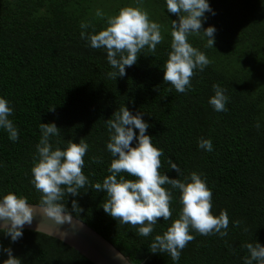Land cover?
I'll return each mask as SVG.
<instances>
[{
  "label": "trees",
  "instance_id": "trees-1",
  "mask_svg": "<svg viewBox=\"0 0 264 264\" xmlns=\"http://www.w3.org/2000/svg\"><path fill=\"white\" fill-rule=\"evenodd\" d=\"M138 3L152 21L161 24L163 41L155 53L142 50L137 63L126 66L124 77L110 79L107 74L116 70L108 63L106 49H94L89 40L81 39L80 24L90 23L92 27L84 31L96 34L107 27V17ZM208 3L215 15L206 12L203 27L216 28L214 47H206L202 34L190 35L188 40L211 63L203 71L194 70L192 87L178 93L163 80L172 20L179 21L168 12L166 0H0V98L13 109L9 119L19 133L13 142L0 128V199L12 192L39 206L41 193L31 183V169L38 162L41 123L54 122L61 129L58 137L50 139L53 149L63 150L67 140L79 143L84 138L89 149L82 171L91 184L102 183L111 174L113 159L107 150L105 121L126 106L133 114L143 113L150 125L146 134L163 150L161 174L182 182L192 172L202 174L213 194L212 214L227 210L228 234L203 236L192 230L195 238L178 261L167 253L152 254L154 237L162 235L182 210L180 190L170 185L163 187L172 192V217L159 218L147 237L138 235L139 226L122 224L106 214L101 207L106 193L88 186L79 196L65 197L69 210L73 199L84 209L72 213L73 218L131 264H244L249 255L244 244L264 246V0ZM97 10L104 18L96 16ZM214 84L226 89V111L217 112L209 104ZM52 108L55 111H49ZM201 138L211 139L212 151L198 147ZM92 157L102 162L93 163ZM169 159L179 166V176L170 169ZM237 220L239 226L234 224ZM0 245L10 247L22 264H90L29 230H23L16 242L0 232ZM7 258L0 253V264Z\"/></svg>",
  "mask_w": 264,
  "mask_h": 264
},
{
  "label": "clouds",
  "instance_id": "clouds-1",
  "mask_svg": "<svg viewBox=\"0 0 264 264\" xmlns=\"http://www.w3.org/2000/svg\"><path fill=\"white\" fill-rule=\"evenodd\" d=\"M166 4L168 12L177 15L179 21L172 20L171 51L164 65L163 80L174 86L178 93H185L192 87L194 70L203 71L211 63L203 52L189 43L188 37L202 34L201 38H207L206 47H214L216 28H204L203 21L207 19L206 12L212 15L215 12L208 0H166ZM96 16L104 18L100 10H97ZM106 22L107 27L96 34L84 31L92 25L81 22L80 36L81 39L89 40L92 48L106 49L108 63L116 70L107 74L110 79L124 77L126 66L135 65L142 50L147 48L148 53H155L157 45L163 41L161 24L152 21L139 3L137 6L122 7L118 14L107 17ZM213 90L215 95L209 99V104L217 112L226 111L229 100L226 89L214 84ZM49 111H55V108ZM12 112L9 102L0 98V128L5 129L9 139L16 142L19 133L9 119ZM142 116L140 111L133 114L128 107L121 106L105 121L109 133L107 150L113 157L108 169L111 174L102 183L95 184H91L82 171L84 157L89 149L84 138L79 143L67 140L63 150L59 146L53 149L50 139L58 137L61 129L54 122L41 123L39 128L42 135L36 146L38 162L31 169V183L41 193L39 207L42 213L57 225L71 224L72 213L84 211L75 199L71 201L70 211L65 197L79 196L81 189L88 186L96 192L106 193L108 198L101 206L106 214L122 224L139 226L138 235L143 237L154 231L159 218L167 221L172 217V192L163 186L179 189L182 205L179 218L162 235H156L149 248L152 254L167 253L173 261H178L182 250L195 238L190 234L192 230L203 236L218 234L225 237L228 234L229 216L227 210H221L219 216L212 214L213 194L202 174L192 172L182 182L160 173L163 150L154 146L152 137L146 134L150 125ZM255 127L260 128L259 122ZM134 129H138V135ZM134 140L136 144L133 147ZM198 147L206 151L213 150L211 139L201 138ZM92 162L100 163L102 158L92 157ZM168 164L178 176L181 174L179 166L171 159ZM124 173L134 179H126ZM33 218L34 208L27 197H18L9 192L0 199V232L10 237L12 242L22 238L24 226H30ZM234 224L239 226L241 221H234ZM243 247L249 253L244 258V264H264V246L255 242L246 243ZM0 253L8 257L3 264H22L10 247L0 245ZM119 258L124 257L121 254Z\"/></svg>",
  "mask_w": 264,
  "mask_h": 264
},
{
  "label": "water",
  "instance_id": "water-1",
  "mask_svg": "<svg viewBox=\"0 0 264 264\" xmlns=\"http://www.w3.org/2000/svg\"><path fill=\"white\" fill-rule=\"evenodd\" d=\"M31 205L34 208L33 222L30 226L26 224L23 230L53 240L90 264H131L124 256L119 258L121 253L79 220L73 218L71 224L57 225L42 213L38 205Z\"/></svg>",
  "mask_w": 264,
  "mask_h": 264
}]
</instances>
